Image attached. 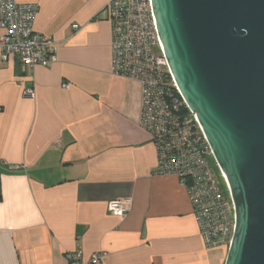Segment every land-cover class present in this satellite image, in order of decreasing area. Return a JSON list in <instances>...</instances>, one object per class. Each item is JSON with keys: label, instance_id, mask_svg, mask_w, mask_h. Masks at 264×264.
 Masks as SVG:
<instances>
[{"label": "crops", "instance_id": "1", "mask_svg": "<svg viewBox=\"0 0 264 264\" xmlns=\"http://www.w3.org/2000/svg\"><path fill=\"white\" fill-rule=\"evenodd\" d=\"M17 1L37 4L34 29L57 50L30 73L0 58V264H68L75 250L100 264H224L186 188L155 173L141 84L111 71L108 0ZM117 198L131 201L123 218L107 209Z\"/></svg>", "mask_w": 264, "mask_h": 264}, {"label": "water", "instance_id": "2", "mask_svg": "<svg viewBox=\"0 0 264 264\" xmlns=\"http://www.w3.org/2000/svg\"><path fill=\"white\" fill-rule=\"evenodd\" d=\"M176 85L226 177L224 264H264V0H151Z\"/></svg>", "mask_w": 264, "mask_h": 264}, {"label": "built area", "instance_id": "3", "mask_svg": "<svg viewBox=\"0 0 264 264\" xmlns=\"http://www.w3.org/2000/svg\"><path fill=\"white\" fill-rule=\"evenodd\" d=\"M38 6L0 0V58L16 57L29 73L47 66L56 42L36 32ZM101 12L111 24L110 66L114 75L141 84L140 121L157 152L155 173L175 175L186 188L206 249H228L235 229V207L224 173L194 112L180 93L163 52L151 0H108ZM72 28L77 30L78 24ZM70 83H62L69 88ZM24 93L34 96L33 86ZM108 212L123 218L131 209L126 198L110 200ZM68 264H100L98 253L84 260L79 250L66 254Z\"/></svg>", "mask_w": 264, "mask_h": 264}, {"label": "trees", "instance_id": "4", "mask_svg": "<svg viewBox=\"0 0 264 264\" xmlns=\"http://www.w3.org/2000/svg\"><path fill=\"white\" fill-rule=\"evenodd\" d=\"M2 199V193H1V170H0V201Z\"/></svg>", "mask_w": 264, "mask_h": 264}]
</instances>
